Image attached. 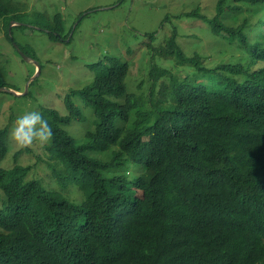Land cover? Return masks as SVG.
I'll list each match as a JSON object with an SVG mask.
<instances>
[{
	"label": "trees",
	"instance_id": "1",
	"mask_svg": "<svg viewBox=\"0 0 264 264\" xmlns=\"http://www.w3.org/2000/svg\"><path fill=\"white\" fill-rule=\"evenodd\" d=\"M229 1L210 20L200 8L179 16L231 40L227 61L187 56L174 30L159 53L180 67L152 69L147 93H128L129 62L106 56L64 97L68 114L42 109L53 132L43 154L0 167V264H264V67L249 63L264 61V0H233L263 13L251 28L224 25L243 9ZM62 32L57 16L49 37ZM75 97L93 112L79 137L66 130L87 122ZM8 135L0 129V161ZM70 182L79 202L49 188Z\"/></svg>",
	"mask_w": 264,
	"mask_h": 264
},
{
	"label": "rangeland",
	"instance_id": "2",
	"mask_svg": "<svg viewBox=\"0 0 264 264\" xmlns=\"http://www.w3.org/2000/svg\"><path fill=\"white\" fill-rule=\"evenodd\" d=\"M11 9L0 14V129L9 130L17 115L37 110L44 118L43 108L68 114L64 97L72 90L79 91L94 78L96 63L106 56L119 57L128 61L129 73L125 83L127 92L140 95L152 86L151 71L154 68L177 71L176 56L159 53L165 40L177 32V44L187 56L199 53L210 67L216 61L228 59L231 48L229 39L214 36L207 21L197 16H181L197 8L206 19L216 15V0H7ZM237 12L227 11L221 21L228 27H238L245 21L255 27L258 14L253 13L245 2ZM63 26L64 40L56 42L49 37L55 27V17ZM15 22V23H14ZM151 34H155L153 38ZM255 38V33L250 32ZM17 48L36 61L25 60ZM207 60V61H206ZM248 61V59L246 60ZM251 70L264 67V61L249 60ZM184 76L190 73L188 67L180 68ZM27 93L23 94L26 92ZM76 105L86 115L83 125L75 122L66 126L70 134L81 136L83 130L91 128L93 112L79 97ZM10 150L0 161L1 168H11L15 154L20 165H31L42 155L41 145L18 146L8 135ZM36 173L42 176L51 173L41 167ZM34 173L33 177L43 178ZM47 181H50L48 178ZM62 192L66 198L79 202L80 190L68 183ZM73 189V191H72ZM68 190V192H67Z\"/></svg>",
	"mask_w": 264,
	"mask_h": 264
},
{
	"label": "clouds",
	"instance_id": "3",
	"mask_svg": "<svg viewBox=\"0 0 264 264\" xmlns=\"http://www.w3.org/2000/svg\"><path fill=\"white\" fill-rule=\"evenodd\" d=\"M9 135L18 146L23 148L34 143L41 146L47 144L53 132L39 111L28 110L16 116Z\"/></svg>",
	"mask_w": 264,
	"mask_h": 264
},
{
	"label": "water",
	"instance_id": "4",
	"mask_svg": "<svg viewBox=\"0 0 264 264\" xmlns=\"http://www.w3.org/2000/svg\"><path fill=\"white\" fill-rule=\"evenodd\" d=\"M14 23H15V22H14ZM17 50H18V52H20V54L22 55V57H23L25 60L30 61V62H34V63L36 64V66L38 67V70L40 71V67H39V65H38V63H37L36 61H34L32 58L26 56L22 51H20L19 48H17ZM0 91H11V92H13V93H16L15 91H12V90H9V89H6V88H0ZM26 93H27V88H26V92L23 93V94H26ZM16 94H18V93H16Z\"/></svg>",
	"mask_w": 264,
	"mask_h": 264
}]
</instances>
